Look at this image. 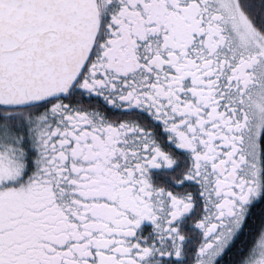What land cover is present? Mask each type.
<instances>
[{
	"label": "snow or ice",
	"instance_id": "6c2138e0",
	"mask_svg": "<svg viewBox=\"0 0 264 264\" xmlns=\"http://www.w3.org/2000/svg\"><path fill=\"white\" fill-rule=\"evenodd\" d=\"M0 264H264V0H0Z\"/></svg>",
	"mask_w": 264,
	"mask_h": 264
}]
</instances>
